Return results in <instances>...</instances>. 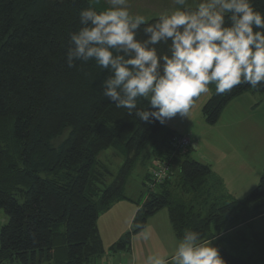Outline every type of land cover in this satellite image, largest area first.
I'll list each match as a JSON object with an SVG mask.
<instances>
[{"label":"trees","instance_id":"16d2710c","mask_svg":"<svg viewBox=\"0 0 264 264\" xmlns=\"http://www.w3.org/2000/svg\"><path fill=\"white\" fill-rule=\"evenodd\" d=\"M253 5L264 13V0ZM89 7L107 8L100 0H0V209L8 216L0 227V264H101L107 250L100 215L116 202L133 200L124 190L150 148L156 162L145 175L148 195L133 200L139 209L132 229L110 253L130 251L136 225L147 226L168 208L178 238L189 229L202 241L219 239L225 264L264 261V230L255 234L257 251L248 256L245 236L243 245L230 249L222 243L264 217V173L240 205L211 165L190 158L186 147L177 150L172 131L161 134L165 124L144 123L102 95L107 71L94 61L67 67L70 35L81 27L80 11ZM248 91L264 94V85L242 84L224 95L214 89L203 107L206 122L216 124L227 105ZM110 148L124 158L116 173L101 159ZM164 161L172 171L152 187L151 171Z\"/></svg>","mask_w":264,"mask_h":264},{"label":"clouds","instance_id":"9594fccd","mask_svg":"<svg viewBox=\"0 0 264 264\" xmlns=\"http://www.w3.org/2000/svg\"><path fill=\"white\" fill-rule=\"evenodd\" d=\"M79 13L70 35L68 68L94 61L108 76L102 95L150 124L188 117L195 99L215 87L224 95L245 84L264 85V13L253 0H172L175 10L153 20L129 11V0ZM142 33V38H141ZM140 100L147 106L138 107ZM147 241L150 228L136 225ZM133 255L130 264H134ZM144 264H225L212 240L186 229L170 256L153 253Z\"/></svg>","mask_w":264,"mask_h":264},{"label":"rangeland","instance_id":"374dc122","mask_svg":"<svg viewBox=\"0 0 264 264\" xmlns=\"http://www.w3.org/2000/svg\"><path fill=\"white\" fill-rule=\"evenodd\" d=\"M100 1L105 3L107 7L109 6L107 0ZM128 6L131 14L144 15L148 20L158 17L162 13L171 12L176 7L172 4V0H129ZM190 6L194 7L192 0H190ZM210 88L209 93L202 94L195 100L188 117L181 118L177 115L167 121L161 134L172 131L177 136L190 138L191 145L187 146L184 151L188 152L190 158L211 165L213 170L222 178L225 192L233 196L241 205L258 186L264 173V94L252 91L245 92L227 105L216 124H209L206 122L203 107L214 92V85ZM150 150L151 148L144 153L138 162L124 190L125 195L135 201H143L148 195L145 175L156 162L149 155ZM101 159L110 165L113 173L118 171L124 161L123 156L114 148L102 153ZM118 216L117 210L114 209L108 210L100 216L99 225L104 234V247L107 250L105 257L109 255L118 259L119 254L124 258L123 260L128 261L134 253V256L144 264L145 258L149 254L168 255L167 252L152 251V246L158 243L163 235L171 233V239L178 241L174 236L175 233L172 232V226L168 219V208H164L152 220L156 229H151L153 232H151L152 235L149 240L140 239L136 233L132 237V241L133 238L135 240L131 241L133 250L112 254L109 252V247L116 235L111 234L110 229L116 224L115 218ZM7 222L6 212L4 209H0V227ZM128 222V218L122 220V224ZM165 222L169 225V232L166 227L163 228L164 224L166 225ZM263 230L264 217H261L254 220L252 224L240 227L222 243L230 249L232 244L243 245L245 236L244 244L247 245H244L246 254H243L248 256L253 250L257 251L253 245L255 234ZM213 246L217 247L216 244ZM255 255L259 257L263 253L260 252ZM124 263L128 264L127 262ZM45 264H55V262L49 261ZM256 264H264V261Z\"/></svg>","mask_w":264,"mask_h":264},{"label":"crops","instance_id":"0c3cea01","mask_svg":"<svg viewBox=\"0 0 264 264\" xmlns=\"http://www.w3.org/2000/svg\"><path fill=\"white\" fill-rule=\"evenodd\" d=\"M138 204L136 203V202H134L133 200H122V201H119V202H116L113 206H112V208L110 209V210H112V209H114V210H117V214L119 215L118 216V218H115L117 221H116V224L115 225H113V226H111V229H110V233L111 234H114V235H116L115 237L116 238H114L115 240H113V242L110 244V246L114 243V242H116L119 238H121L124 234H126L128 231H130L131 229H132V226H133V220H134V218H135V216H136V213H137V211H138V209H139V206H137ZM160 212V211H159ZM158 212V213H159ZM157 213V214H158ZM103 214V213H102ZM101 214V215H102ZM157 214H155V215H153L150 219H149V221H148V223H147V226L146 227H148V228H150V230L152 229V230H154V229H156V227H155V225H153L152 224V220H153V218H155V216L157 215ZM100 215V216H101ZM124 218H128V223L127 224H125V223H123L122 224V220L124 219ZM168 219H169V222H170V224H171V226H172V232H173V234L175 233V231H174V227H173V224H172V222H171V219H170V215H169V211H168ZM114 220V219H113ZM99 221H100V218H99ZM99 223V222H98ZM166 223V222H165ZM167 225V226H166ZM166 225L164 224V226H163V228L164 227H166L167 228V230H168V232H169V225L166 223ZM99 229H100V232H101V235H102V239H103V236H104V234H103V232H102V230H101V227H100V225H99ZM151 230V232H153ZM230 233H228V234H226L225 236H222L220 239H222V238H225L226 236H228ZM136 235V234H135ZM175 238H177V240L178 239H180V238H178L177 237V235H176V233H175ZM135 237V236H134ZM135 240V238H133V241ZM217 240H219V239H217ZM217 240H214V241H212V243L213 244H215V242L217 241ZM132 241V242H133ZM103 243H104V239H103ZM133 244V243H132ZM132 244H131V250H133V248H132ZM157 244V245H156ZM154 246H152V251L154 250L155 252L156 251H161L162 253H164V252H167L168 253V256H170L171 254H172V252H173V249H174V247H175V245H176V241L174 240H172L171 239V233L169 234H166V235H163L162 236V239L161 240H159L158 241V243H156ZM150 253H151V251H150ZM118 254V253H117ZM133 255H134V253H132V256L130 257V260H128V261H125V260H123L124 258H122V256L121 255H119L118 254V259H115L114 257H112V259L113 260H115V261H122L123 263L124 262H127L128 264H130V261L132 260V257H133ZM110 256L108 255V256H106V257H104L101 261H105L106 259H108ZM134 264H142V261L141 260H139L136 256H135V261H134Z\"/></svg>","mask_w":264,"mask_h":264},{"label":"built area","instance_id":"2783aa9c","mask_svg":"<svg viewBox=\"0 0 264 264\" xmlns=\"http://www.w3.org/2000/svg\"><path fill=\"white\" fill-rule=\"evenodd\" d=\"M172 145L178 150H181L189 145H191V139L186 136H176L173 141ZM172 166L169 162H159L157 165L152 169V187L155 185L163 182L171 173ZM101 264H125L122 261H115L110 256L108 259L103 261Z\"/></svg>","mask_w":264,"mask_h":264}]
</instances>
